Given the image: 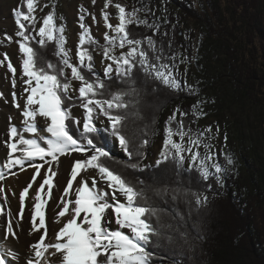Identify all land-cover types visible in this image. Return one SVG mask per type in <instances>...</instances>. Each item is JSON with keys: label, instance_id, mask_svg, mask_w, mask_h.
Segmentation results:
<instances>
[{"label": "snow or ice", "instance_id": "1", "mask_svg": "<svg viewBox=\"0 0 264 264\" xmlns=\"http://www.w3.org/2000/svg\"><path fill=\"white\" fill-rule=\"evenodd\" d=\"M23 4L27 11L18 8L14 10V16L21 59L20 79L25 85L23 93L27 95L21 107L15 91L12 92L13 105L21 109L22 120L17 126L12 123L11 116L7 118V139L3 142L7 154L0 165V180L5 179L3 168L20 167L23 170L27 163L35 171L32 182H37V176L42 181L32 197L31 222L32 232L43 230V234L37 242L30 244L26 264H154L158 254L150 245L153 238L159 244L163 236L160 227L152 223L158 210L147 203L143 189L138 188L124 172L112 168L109 162H118L126 169L140 172L152 167L143 164L144 149L150 143L149 137L157 134L156 130L145 124L139 130L138 143L135 135H127L128 121L139 118L141 92L149 83L158 82L173 92L187 89L190 94H198V89L177 78L175 66L165 62L175 60V57H165L163 45L158 47L153 38L159 32V25L140 19L138 9L129 11L119 3L113 4V0H106L102 16L108 31L104 33V43L100 44L84 23L87 10L81 6V31L75 53L77 62L73 63L72 49L66 47L65 25L56 23L55 5L37 30L35 0H23ZM110 5L117 9L118 23L115 25L109 22L110 14L106 11ZM92 19L95 22L94 14ZM133 24L153 29V35H134L129 30ZM50 43L55 48V62L34 47L46 49ZM97 49H102L103 59L109 61L103 67V77L95 67L94 52ZM117 49H120L119 54ZM3 63L0 60V65ZM7 67L15 88L17 70L10 61ZM116 82L126 86L112 90ZM158 91V87L152 88V92ZM202 103L198 100L192 106V115L197 119L205 115ZM73 109L78 114H74ZM177 113L180 119H177ZM101 116L106 118L103 127L97 124ZM185 116L187 113L177 108L168 118L155 166L158 168L168 163L174 166L177 175L181 171L195 172L197 183L214 180L223 187L229 166L234 164L232 156L222 152L225 163H221L212 150L211 140L215 136L211 135V127L193 132L191 127L185 126ZM108 137L119 142L126 160L117 161L110 155ZM61 157H70L74 163L67 187L63 188V195L59 198L60 210L53 217L61 227L48 238L46 210L53 188L58 184V181L54 184V178L58 175ZM41 169H45L43 174ZM89 169H94L96 175L81 176ZM139 183L143 184V181ZM207 186L210 188L211 184ZM31 188L32 183L19 194L21 218ZM174 191L179 193L180 189ZM183 195L190 196L191 203L197 208L208 202L203 191L191 187L185 188ZM3 212L0 206V213ZM8 236L16 238L10 211L5 241ZM50 249L54 251L50 252ZM57 254V261H51L50 257ZM16 260L17 253L0 242V264H14Z\"/></svg>", "mask_w": 264, "mask_h": 264}, {"label": "trees", "instance_id": "2", "mask_svg": "<svg viewBox=\"0 0 264 264\" xmlns=\"http://www.w3.org/2000/svg\"><path fill=\"white\" fill-rule=\"evenodd\" d=\"M120 1L129 11L138 9L140 19L159 25L155 35L153 29L143 25H130L129 30L139 37L153 35L158 47L163 45L164 56L175 57L165 61L175 66V73L183 65L199 66L201 81L202 76L207 80L201 85L187 83L198 89V94H190L187 89L173 92L155 81L146 86L138 104L139 118L129 119L127 127V135H135L137 143L139 130L145 124L156 130L157 134L149 137L145 154L150 153L157 136L164 132L162 122L173 107L187 113L186 127H191L193 132L202 131L200 125L207 111L204 91L208 86L216 90L221 85L225 102L256 109L253 122L256 123L253 126L248 122L253 140L246 147L241 133L238 134L237 139L241 140L234 143V150L242 159L229 166L223 187L214 180L197 183L195 172L181 171L177 175L174 166L168 163L140 172L109 162L143 189L147 203L158 210L152 223L160 227L163 236L159 244L153 238L150 245L158 254L154 264H264V148L260 149L264 146L261 142V138L264 140V0H229L228 7L217 0ZM157 1L174 7L175 12L156 15L151 5ZM35 47L49 60L56 61L53 44L46 49ZM125 86L116 82L112 90ZM153 87L159 91L152 92ZM198 100L204 102L201 107L205 115L197 119L192 115V106ZM155 116L158 121L153 124ZM110 145L111 137H108V148ZM244 147L251 158L244 154ZM216 154L225 163L223 155ZM143 164L146 165L144 160ZM188 187L203 191L208 197L207 204L197 208L191 203V197L183 195ZM175 189H180L179 193Z\"/></svg>", "mask_w": 264, "mask_h": 264}, {"label": "rangeland", "instance_id": "3", "mask_svg": "<svg viewBox=\"0 0 264 264\" xmlns=\"http://www.w3.org/2000/svg\"><path fill=\"white\" fill-rule=\"evenodd\" d=\"M105 2L106 0H95V3H93V0H35L34 15L37 21L36 29L38 30V28L42 25L43 18L53 10V5H55L56 23L65 25V35L67 37L66 47L72 49L73 63H76V46L79 42V33L81 31L79 27L80 8L82 6L87 10L85 13L84 23L89 26L92 35L99 41V43L103 44L104 33L108 31V29H106L104 26L102 16V10H104ZM217 2H220L223 7H228L229 5V0H217ZM115 3H119L124 6L120 0H113V4ZM18 8H22L24 11H27L26 5L23 4V0H0V60L4 61L3 65H0V92L3 93V97L0 98V124L1 119L4 115V109H7L8 107H14L12 101V92L15 91L18 102L23 98L20 97V95L21 91H23L22 87L25 86L20 79L21 59L19 46L16 43L18 37H16L15 35L18 28L15 22L14 10ZM151 9L156 15H162L164 13L171 14L175 12L174 7L170 8L166 6L162 1L153 3L151 5ZM106 11L110 14L109 22L113 25L117 24V9L114 6L110 5L106 9ZM93 14L95 15V22H93L92 19ZM61 17L63 19H61ZM32 34L35 35V32H33ZM7 37H11L12 39L9 40L7 39ZM35 46L37 45H34V47ZM49 46H51V43L48 45V47ZM116 51L117 54H119L120 49H117ZM5 56H7L6 60ZM94 59L96 71L101 77H103V67L105 64L109 63V61H105L103 59L102 49H97V51L94 52ZM9 61L17 70L15 88L12 87L11 83L12 73L8 70L7 67ZM199 68V66H180L176 71L177 78L182 83L185 81L186 83L197 82L200 83L199 85H201L207 80L204 78V76H202L204 80L201 81L202 79L199 76L201 74L200 72L198 73ZM208 71L209 70H206L207 73ZM204 95L206 98L204 107L207 109V111L206 118L200 125L201 130L203 131L211 127V135L215 136V138L211 140V144L214 146L212 150L215 153L219 154H221L222 152L230 154L233 158L234 163H237L239 159H242V157L240 153L237 154L235 152L234 143H237L241 140L237 139L239 133H241V137H243L242 141L244 142L246 147L248 145L246 143L251 142L250 139H252V136H249L250 130L248 122H252L253 126L256 123H253L254 118L256 117V109L252 110L248 105L242 106V104H231L229 102H225V93L224 91L222 92L221 85H217L216 90L214 89V87L208 86V88L204 91ZM174 111V107L169 110L168 116L162 122L163 124H166L168 118L173 114ZM73 112L74 114H78L76 109H73ZM154 120L155 122L158 121L156 116ZM262 120L264 127V117L262 118ZM104 123H106V118L101 116L97 121V124L98 126L103 127ZM252 125L250 126L251 129L255 130L254 128H252ZM217 128L219 129L218 132ZM262 131H264V129ZM6 132L7 131L4 130L3 135L7 139ZM225 136L227 137L226 141ZM163 138L164 132L160 133V135L157 136L156 144L150 151V153L145 154L144 163L146 165H151L152 168H156L155 161L159 158V152L163 146ZM261 142L264 143L263 138H261ZM246 147H244V154L247 155V157L251 158V155L249 156V154L247 153ZM263 148L264 146L260 148L261 151ZM110 149L111 156H115L123 160L127 159V156L125 152L122 151L119 142L114 141V138H111ZM201 151H203V149H201ZM185 163L187 165V161ZM2 170L4 171V180L6 181L7 178H15L20 172V170H18L17 168L12 169L10 172L5 171V169ZM91 173L96 174V172L92 169H89L87 173L82 172L81 174L91 175Z\"/></svg>", "mask_w": 264, "mask_h": 264}, {"label": "bare ground", "instance_id": "4", "mask_svg": "<svg viewBox=\"0 0 264 264\" xmlns=\"http://www.w3.org/2000/svg\"><path fill=\"white\" fill-rule=\"evenodd\" d=\"M25 86L22 87V90ZM21 89V88H20ZM26 93L21 91L20 97H23L18 102L21 107L24 104V96ZM21 109H17L16 107L4 109V115L1 119V128H0V162L1 165L6 159L7 149L4 146V141L6 138L3 135L4 130L7 131L8 127V116H11L12 123L17 124L19 126L22 117L20 115ZM79 155V154H73ZM61 162L59 165V172L57 177L54 178V184L58 181L56 187L53 188L52 191V199L48 201V206L46 210V226L48 229V238L54 236V233L59 230L61 227L60 223H56L53 220V217L56 212L60 210L59 203L60 197L63 195V188L67 187V180L70 179V168L74 161L70 157H61ZM36 163H41L40 161H36ZM17 168L20 170L19 174L15 178H7L6 180L0 181V188L3 189L0 192V206L3 207L4 212L0 213V242H3L6 247L10 250H13L17 253V260L14 264H26V256L30 251V244L37 242L38 237L43 234V230L40 232H32V222H31V205L33 203L32 197L35 195V190L38 187V184L41 181L40 176H37V182H32V176L35 174V171L32 167L26 163L23 170L20 167H14L12 169ZM5 171L10 172L11 170L7 168H3ZM45 169H41V173L43 174ZM96 174L87 175L88 177L95 176ZM81 176H85L81 174ZM79 179V177H78ZM32 183V188L29 189V195L25 199L24 202V211L21 218L20 213V201L19 194L28 186V184ZM74 182V187H75ZM6 198V200H5ZM11 212V219L14 226V230L16 233V238L14 239L11 236L7 237V240H4L6 234V223L8 221V212ZM54 251V250H49ZM57 256L50 257V260L55 262L57 261Z\"/></svg>", "mask_w": 264, "mask_h": 264}]
</instances>
